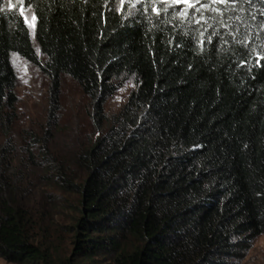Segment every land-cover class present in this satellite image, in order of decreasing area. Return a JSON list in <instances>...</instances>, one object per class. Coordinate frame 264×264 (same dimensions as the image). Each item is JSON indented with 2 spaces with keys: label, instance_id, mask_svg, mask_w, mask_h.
I'll return each instance as SVG.
<instances>
[{
  "label": "trees",
  "instance_id": "1",
  "mask_svg": "<svg viewBox=\"0 0 264 264\" xmlns=\"http://www.w3.org/2000/svg\"><path fill=\"white\" fill-rule=\"evenodd\" d=\"M14 53L49 80L51 124L62 74L89 98L98 134L72 160L50 127L14 141ZM29 166L77 194L71 223L52 222L50 193L34 199ZM261 234L264 0H0V258L238 264Z\"/></svg>",
  "mask_w": 264,
  "mask_h": 264
},
{
  "label": "rangeland",
  "instance_id": "2",
  "mask_svg": "<svg viewBox=\"0 0 264 264\" xmlns=\"http://www.w3.org/2000/svg\"><path fill=\"white\" fill-rule=\"evenodd\" d=\"M25 16L29 24L33 22V15L30 11H26ZM11 61L16 76L14 90L17 95L16 118L12 124L14 141L19 144L26 130L41 134L44 129L50 127L52 130L49 143L51 153L59 159L72 160L76 153L89 146L98 134L91 123L89 98L73 78L62 74L59 87V108L55 113V123L51 124L49 121V109L51 108L49 80L38 66L22 56L14 53ZM134 88L135 84L131 80L125 81L106 100L104 111L109 119L120 110ZM108 124L109 122H106L103 128L106 129ZM46 172L45 168L29 166L25 184H29L32 196L36 200L41 199L43 194L49 195V193L56 199L53 221L51 219L49 221L69 224L76 215L74 208L77 203V194L55 190L43 177L47 174ZM51 226L54 227V224ZM68 238L69 236L66 237L65 246L68 245ZM0 264L17 263L7 262L0 258ZM238 264H264V234L255 237L252 246Z\"/></svg>",
  "mask_w": 264,
  "mask_h": 264
}]
</instances>
